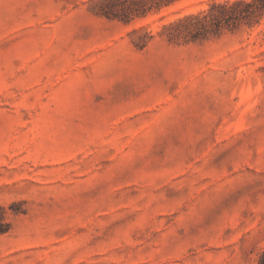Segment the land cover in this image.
I'll return each instance as SVG.
<instances>
[{"label":"rangeland","instance_id":"374dc122","mask_svg":"<svg viewBox=\"0 0 264 264\" xmlns=\"http://www.w3.org/2000/svg\"><path fill=\"white\" fill-rule=\"evenodd\" d=\"M102 1L0 0V264H259L264 15L169 42L227 0Z\"/></svg>","mask_w":264,"mask_h":264},{"label":"trees","instance_id":"16d2710c","mask_svg":"<svg viewBox=\"0 0 264 264\" xmlns=\"http://www.w3.org/2000/svg\"><path fill=\"white\" fill-rule=\"evenodd\" d=\"M174 0H103L98 14L109 20L128 23L136 17L145 16ZM264 15V0H232L213 2L207 11L190 14L164 26L169 42L196 41L217 34L221 28H234L241 21L256 20ZM8 223L0 214V235L7 232ZM264 264V250L259 257Z\"/></svg>","mask_w":264,"mask_h":264}]
</instances>
